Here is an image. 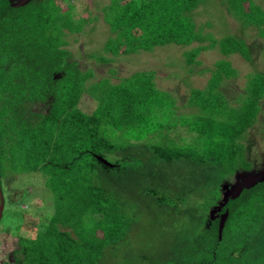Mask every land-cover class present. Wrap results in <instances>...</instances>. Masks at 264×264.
<instances>
[{"label":"trees","instance_id":"16d2710c","mask_svg":"<svg viewBox=\"0 0 264 264\" xmlns=\"http://www.w3.org/2000/svg\"><path fill=\"white\" fill-rule=\"evenodd\" d=\"M199 2L109 0L103 16L111 38L105 42L104 52L116 57L166 44L201 43L205 37L187 15ZM226 2L245 26L256 27L264 35L260 5L253 0ZM86 22L84 17L76 18L71 8L61 9L55 0H0L3 208L6 202L8 210L27 196L17 202L12 201L8 189L4 194L3 181L11 174H40L47 201L44 207L39 206L45 212L41 227H35L36 221L27 222L23 226L34 227L33 236H16L17 247L9 253L11 264H101L103 249L125 237L132 217L112 192L94 182L99 168H118L125 157L117 155L114 164L107 161L111 166L98 157L104 159L106 153L135 143V137L153 135L144 150L126 149L133 156L137 153L154 160L158 167L181 161L208 163L229 176L239 169H251L242 137H247L257 122L264 74L251 75L245 94L237 105H231L219 87L224 80L236 77L237 71L228 61L216 62L206 87L190 91L188 104L196 114L191 120L173 124L175 103L170 94L155 86L152 72H134L117 83L108 77L88 82L93 72L81 70L67 48V36L81 33ZM212 44L223 55L238 54L251 61L240 39L224 36L212 39ZM203 48L185 51L187 63L194 62ZM94 58L104 63L113 59L103 54ZM84 94L93 102L87 110L79 105ZM183 127L190 138L180 131ZM224 185L228 186L226 192L232 186L229 182ZM216 186L218 190L222 187L220 183ZM220 200L222 205L207 230L210 254L191 251L189 245L178 264H264L263 258L249 255L264 226V180L240 187L233 197L221 195ZM38 201L36 198L35 206L40 205ZM225 211L228 214L219 238V219ZM3 231L1 227L0 234ZM223 238L232 240L223 242Z\"/></svg>","mask_w":264,"mask_h":264},{"label":"rangeland","instance_id":"374dc122","mask_svg":"<svg viewBox=\"0 0 264 264\" xmlns=\"http://www.w3.org/2000/svg\"><path fill=\"white\" fill-rule=\"evenodd\" d=\"M55 1L61 9L71 8L76 18H86L81 33L67 36V48L81 70L93 72L88 82L108 77L112 83H117L134 72H152L155 86L170 94L175 103L171 113L175 121L170 118L173 124L191 120L196 114L197 110L188 104L190 91L206 87L216 62L228 61L237 71L236 77L224 80L219 87L231 105L239 103L251 75L264 74V35L256 27L245 26L240 18L230 12L226 0H200L195 10L187 13L196 30L205 37L201 43L194 42L187 46L166 44L156 46L151 51L141 50L128 55L121 53L116 57L103 50L105 42L111 38L103 16V7L109 4V0ZM253 1L264 9V0ZM224 36L242 40L250 52L251 61L238 54L223 55L220 48L212 44V39ZM197 47L204 48L197 54L195 61L188 64L185 51ZM99 54L113 59L107 63L97 61L94 56ZM260 104L257 122L248 130L247 137L241 138L246 148V158L252 164L248 171L239 169L229 176L216 171L208 163L203 166L184 161L158 167L154 160H147L137 153L133 156L126 149L129 146L144 150L151 141L148 138L153 135L135 137V143L126 145L116 153L104 155V159L111 164L117 160V155H121V159L125 158L120 162V167L113 170L99 168L95 172L94 182L118 198L124 212L132 217V223L123 239L103 249L101 264H178L188 253L189 245L191 251L210 252L207 230L212 217L222 205L221 195L224 198L233 197L240 187L264 180V98ZM79 105L87 110L93 106V102L84 94ZM180 131L190 138L184 127ZM123 151L125 153L122 154ZM223 179L224 183L221 182ZM3 182L4 194L8 189L12 201L18 202L22 195L27 194L8 210L6 202L0 220V229L4 228L0 234V264H11L9 253L17 247L16 236L34 234V227H25L23 224L36 221L35 227H41L45 212L39 206L47 202L44 194L46 187L38 173L11 174ZM226 182L232 185L227 192ZM219 183L222 186L220 190L216 186ZM150 189H154L153 193ZM36 198L40 200V205L35 206ZM157 199L162 201L158 202ZM258 237V243L249 255L264 259V226ZM231 240L223 238V242Z\"/></svg>","mask_w":264,"mask_h":264},{"label":"water","instance_id":"95a60500","mask_svg":"<svg viewBox=\"0 0 264 264\" xmlns=\"http://www.w3.org/2000/svg\"><path fill=\"white\" fill-rule=\"evenodd\" d=\"M98 160L101 161L102 163H104L105 165L111 166V164H109L107 162V160H105V159H103L101 157H98ZM2 209H3V195H2L1 190H0V218H1V215H2ZM227 214H228V212L225 211L220 217L219 226H218L219 238L221 236V232H222V229L224 227V223H225V220L227 218Z\"/></svg>","mask_w":264,"mask_h":264},{"label":"clouds","instance_id":"9594fccd","mask_svg":"<svg viewBox=\"0 0 264 264\" xmlns=\"http://www.w3.org/2000/svg\"><path fill=\"white\" fill-rule=\"evenodd\" d=\"M222 214H223V213H222ZM222 214H221V215H222ZM221 215H220V217H221ZM219 220H220V219H219Z\"/></svg>","mask_w":264,"mask_h":264}]
</instances>
